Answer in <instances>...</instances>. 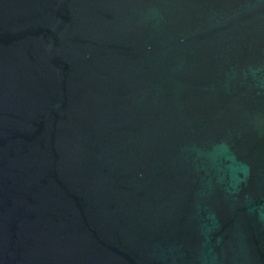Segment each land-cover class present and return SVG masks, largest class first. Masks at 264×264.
<instances>
[{
	"label": "water",
	"instance_id": "1",
	"mask_svg": "<svg viewBox=\"0 0 264 264\" xmlns=\"http://www.w3.org/2000/svg\"><path fill=\"white\" fill-rule=\"evenodd\" d=\"M0 264H264V0H0Z\"/></svg>",
	"mask_w": 264,
	"mask_h": 264
}]
</instances>
